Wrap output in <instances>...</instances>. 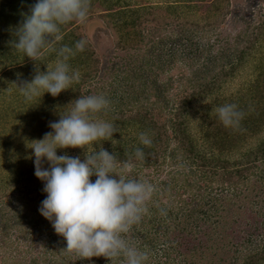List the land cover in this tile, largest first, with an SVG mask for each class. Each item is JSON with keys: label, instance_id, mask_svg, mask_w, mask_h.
<instances>
[{"label": "trees", "instance_id": "1", "mask_svg": "<svg viewBox=\"0 0 264 264\" xmlns=\"http://www.w3.org/2000/svg\"><path fill=\"white\" fill-rule=\"evenodd\" d=\"M96 1L109 12L104 10L96 14ZM204 1L207 0H171L166 6L161 4V8L164 6L171 15L167 14V22L179 24V34L172 39L154 40L141 58L136 56L130 61L124 55L120 62L115 61L118 54L114 50L102 53V59L96 55L97 48L90 36L105 26H116L121 30L131 25L137 29L141 23L159 20L155 13L150 20L144 21L142 16L154 6L134 5L131 0H89V13L85 19L87 31H79L78 21L61 25L62 39L49 46L42 60L34 61L16 50L13 41L16 40L15 30L25 16L31 14V6L36 0H0V65H6L10 72L3 73H6V81L0 92V129H8L4 127L10 125L13 130L15 119L24 115L17 99H26L17 85L31 81L38 71L46 72L47 67L54 69L61 58L58 50L63 46L75 52L67 62L80 73V80L57 96L64 103L66 112L72 105L69 100H63L64 97L76 100L90 87L93 91V86L101 88L107 82L111 83V88L116 87V81L120 82L118 88L124 86L123 91L115 88L110 94L102 91L100 95L110 100V106L93 114V119L116 125L117 132L113 137L84 148H58L57 154L78 156L83 161L89 153L102 147L116 154L119 170L131 165V172L126 175L154 186L147 212L132 227L128 237L132 244L149 252L147 264H194L195 258L213 263L222 252L211 243L227 241L228 231L223 227L227 218L233 222L246 205L256 206L260 203L257 199L263 197L264 59H258L254 67L256 78L249 84H243L236 93L225 89L231 77L240 74L253 60L252 48L264 38V21L254 28L249 45L238 51L235 59L228 66L224 65L218 74H215L217 69L206 62L193 70L192 77L189 76V89L181 98L173 99V84L162 79V72L170 69L175 59L189 55L190 48L194 49L186 42L191 37L185 25L190 23L202 30L218 22L217 19L215 24L209 21L202 24L191 20L196 5ZM213 6L215 16L224 17L226 13L222 14V10L230 6V0H217ZM136 33L142 36L143 30ZM81 39L87 41L83 52L75 50V43ZM127 46L123 47L127 49ZM196 52L200 58L203 51L197 49ZM214 60L208 58L209 63ZM19 66L28 70L27 77L22 75V80L10 78L11 69L17 71ZM213 73L210 81L201 82ZM96 79L101 86L95 85ZM12 95L16 97L10 99ZM212 96L219 106L228 103L238 106L244 113L238 125L226 127L218 118L217 110L207 111L202 121L196 122L192 111L195 102ZM167 107L170 117L164 115L163 110ZM37 125V132L30 129L29 143L51 132L42 123ZM142 132L151 137L153 143L150 146L141 143ZM18 138V135L8 137L6 134L0 143V160L7 158L11 164L0 179V264H122V258L111 260L104 256L76 259L75 253L66 250V239L55 232L51 221L39 211L47 196L43 191L45 182L35 175L34 164L32 167L24 164L23 151L27 153L29 145L16 146L14 143ZM137 148L144 150L143 159L136 157ZM42 166L48 168L50 164L45 159ZM164 172L166 176L162 177ZM96 178L94 175L90 179L94 182ZM261 199L264 207V198ZM161 209H165L166 214H162ZM195 222L206 224L207 229L203 226V230L209 232L208 240L197 238ZM256 249L245 254L243 264H264V245Z\"/></svg>", "mask_w": 264, "mask_h": 264}, {"label": "clouds", "instance_id": "2", "mask_svg": "<svg viewBox=\"0 0 264 264\" xmlns=\"http://www.w3.org/2000/svg\"><path fill=\"white\" fill-rule=\"evenodd\" d=\"M30 13L15 30L13 47L38 61L51 44L62 39L61 25L87 18L89 0H36ZM86 45L87 41L81 39L75 43V50L83 52ZM74 54L72 48L61 47V58L54 69L47 67L31 81L17 85L26 101L41 98L46 92L58 96L78 82L79 71L67 62ZM71 104L70 111L50 123L53 131L29 146L34 150L35 175L45 182L43 191L47 193L39 211L66 239V250L75 253L76 259L104 256L111 260L122 258V264H147L149 252L132 244L128 237L147 212V202L155 188L126 175L131 165L119 170L116 154L102 147L83 161L78 156L58 155V148H84L109 140L117 132L114 123L93 119V114L109 108L106 96L81 95ZM217 113L226 127L238 125L244 116L232 103L218 106ZM139 139L145 146L153 143L147 133H140ZM135 155L143 159L144 150L137 148ZM45 159L50 164L48 168L42 166ZM94 175L97 178L93 182L90 178ZM160 211L166 214L165 209Z\"/></svg>", "mask_w": 264, "mask_h": 264}, {"label": "rangeland", "instance_id": "3", "mask_svg": "<svg viewBox=\"0 0 264 264\" xmlns=\"http://www.w3.org/2000/svg\"><path fill=\"white\" fill-rule=\"evenodd\" d=\"M131 1L134 5H146L148 7L154 6L151 8L149 7L148 11L142 15L144 17V21L148 19L150 20L152 13H155V15L157 14L158 16H156L159 20L154 22L151 21L152 23H141L137 29L131 25H128L121 30L116 26L114 28L105 26L104 28L97 30L92 36H90V40H92L95 47L97 48L96 55H99L101 59L104 58L102 53L105 51L109 52L111 50H114L116 54H118V56L115 57V61L121 62L120 58L124 55L127 56L129 58L128 60L130 61L136 56L141 58L142 56L146 55L154 40H162V38L172 39L179 34V24L177 22L168 23V11L164 6L163 8L160 6L161 4L166 6V2L171 0ZM216 1L217 0H207L204 1V3H199L196 5L197 7L195 8L197 9L194 12L195 16L191 18V20L195 22L200 21L199 23L202 24H205L207 21L215 24L216 20L218 19V22L215 24V26L209 24L205 29L199 30L196 28V25H191L190 23L185 25L190 31L189 35L191 37L190 40H185L187 44L193 46L194 49L190 48L189 55L187 56L180 55L177 59H175L174 63L171 64L170 69H166V71L162 72L163 81L173 84H171V97H173V99L181 98L185 91L189 89V76L191 75V78L193 70L201 67L204 62L209 64L213 69H217L215 74H218L224 65L228 66V63L235 59V55L238 53V51H242L245 46L249 45L252 40L250 36L254 32V28L259 27L264 21V0H230V6L222 10V14L226 13L224 17L223 15L215 16L216 11L214 10L213 3ZM94 7L96 8V14L103 13L104 10V12H109V10H106L107 8L101 5V2L99 1H96V6ZM100 20L103 22L102 19ZM78 24L81 26L79 31H87L88 28L86 27L87 23L85 20L83 22L78 21ZM82 26L84 27L82 28ZM152 28L153 30H151ZM141 29L143 30L142 36L136 33L137 31H141ZM191 30L194 32H191ZM195 44H197V46H195ZM125 45L127 46V49L126 47H123ZM197 49L203 51L202 55H199L200 58L197 56ZM251 52L253 53V60L250 63L248 62V64L245 65V68L243 67L240 74L234 78L231 77L227 84V89H225L227 92L236 93V91H238V89L243 84H249L250 81L256 78L254 67L257 65L258 59H264V38H262L260 42L255 43V46L252 48ZM208 58H215L216 60H214L213 63H209L210 61H208ZM52 67L53 66H50L48 68L51 70L53 69ZM1 69L4 70L0 74V92H2V87L5 84L4 81H6L4 76L6 73H10L8 70L9 68L6 65H0V71ZM6 70L7 72L3 74ZM11 71L10 78L13 76L15 79L21 78V80L28 72L24 66L17 67V71L12 69ZM212 75H214V73L208 74L206 76L207 79L201 82L204 83L210 81ZM111 77H109V80L112 79ZM30 79L32 80V78ZM95 81V85L101 86L99 80L96 79ZM107 83L108 84H105L104 87L101 86V88L93 86V91L90 87L88 91L84 93V95H95V93L100 95L102 94V91H106L110 94V91L115 90V88L120 91H123L124 89V86H120L119 88L117 87L120 85V82L118 81L115 82L116 87L113 88H111V83ZM67 90H69V88L65 91ZM218 96L219 95H217V97ZM12 97L16 96L12 95L10 99H12ZM212 98L213 96L201 98V100H199L200 102H195L192 111L196 122L202 121V117L207 111H214L218 109L219 105L215 104ZM220 98L222 97L220 96ZM17 100H19V105L23 107L24 115L20 117L19 120L17 118L15 119L16 124L13 130L10 128V125L6 127H4V125L2 126V128L4 127L8 129H0V143L6 134L8 137H14L18 135L19 138L14 143L16 146H20L21 143L26 144V146H30V129L33 128V130L37 132V124L42 123L51 131H53V129H51L49 126L50 123L58 121L62 114L66 113L64 110V103L59 100L57 96L54 97L47 92L44 93L41 98L37 97L30 101H26L23 98H18ZM63 100H69L70 104L72 102L74 103L73 99H65L64 97ZM163 111L165 116L170 117V108L167 107V109H164ZM35 117L36 119H34ZM2 120L7 121L6 118H3ZM29 146L27 147V149L29 148V151H27L28 154L23 151V154L25 155L24 164L32 167L33 164L35 165V157L33 155L34 150ZM17 155H19V153ZM5 159L6 160H0V179L3 175H6L5 173L9 171L11 165L7 158ZM168 162L171 164L170 159H168ZM165 176L166 172L162 174V177ZM187 194L190 193L188 192ZM262 195L263 197H259L257 199L260 201V203H257V205L253 207L252 204L246 205L244 208L245 210L237 214V217L233 222L232 219L230 221V217L227 218V221L223 226L225 228L223 229L228 231L227 241L225 243H211L212 245H215L214 248L221 249L222 253H220L218 258H216L213 263H207V260L205 262H201L195 258L194 264H243V257L247 252L251 250L256 251V248L264 245V207L261 201V198H264V192ZM203 226L205 229H207L205 223L196 224L195 222L193 224L194 230L199 235L197 238H200L201 240H208L207 238L209 236V232L205 233ZM195 227H199L200 229H195ZM211 253L210 256L212 257Z\"/></svg>", "mask_w": 264, "mask_h": 264}]
</instances>
